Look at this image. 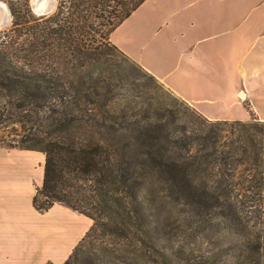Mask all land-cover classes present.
<instances>
[{
  "label": "trees",
  "instance_id": "16d2710c",
  "mask_svg": "<svg viewBox=\"0 0 264 264\" xmlns=\"http://www.w3.org/2000/svg\"><path fill=\"white\" fill-rule=\"evenodd\" d=\"M3 1L12 28L0 36V124L20 127L9 139L17 144L8 147L44 154L35 209L59 202L91 218L74 249L97 237L110 247L109 264H177L173 259L185 255L192 259L187 264L201 258L215 264L218 253L158 245L154 233L169 220L161 223V211L158 217L153 212L167 201L197 214L214 208L241 236L237 264H248L242 247L259 249L261 237L250 238L242 210L264 199V121L209 120L197 133L182 125L178 136L168 122L141 119L130 100L119 103L117 85L108 78L93 77L95 55L80 59L77 34L92 30L93 13L109 2L115 3L106 15L110 32L144 0H59L56 11L39 18H31L28 0ZM56 39L65 40L71 56L68 74L38 67L54 55ZM84 64L89 70L81 73ZM63 264H72L71 255Z\"/></svg>",
  "mask_w": 264,
  "mask_h": 264
},
{
  "label": "crops",
  "instance_id": "0c3cea01",
  "mask_svg": "<svg viewBox=\"0 0 264 264\" xmlns=\"http://www.w3.org/2000/svg\"><path fill=\"white\" fill-rule=\"evenodd\" d=\"M109 41L203 117L264 121V0H144ZM0 151V264H63L92 219L35 209L42 165L21 175V148Z\"/></svg>",
  "mask_w": 264,
  "mask_h": 264
},
{
  "label": "rangeland",
  "instance_id": "374dc122",
  "mask_svg": "<svg viewBox=\"0 0 264 264\" xmlns=\"http://www.w3.org/2000/svg\"><path fill=\"white\" fill-rule=\"evenodd\" d=\"M58 3L59 0H55L54 7L48 14L37 15L31 9L28 0L30 13L33 15L31 18L51 15L56 11ZM5 4L7 6V3ZM114 4L111 1L103 6L101 10H98L97 14L93 13L91 19L94 23L93 29L83 28L76 36L79 44V55L82 56L80 59L86 61L85 53L89 54L91 52L95 55V62L93 67H91L93 77L100 75L105 79L108 78L110 82L117 85L115 91L116 99L119 103L130 100L141 119L148 116L147 118L151 121L168 122L169 130L174 131L178 136L181 135L182 125L186 126L189 133H197L196 131L207 127L209 119L204 118L193 106L175 95L117 47H113L108 35L111 25L107 22L106 15H111ZM11 19L10 14L7 24L0 28V36L3 32H7L12 28ZM64 43V39L60 41L56 39L54 47L51 48L54 55L45 56L42 63L38 64V67L56 68L62 73L68 74L70 71L67 68L70 64H67V59H71V56ZM42 52L45 53L46 50ZM88 68V65L84 64L79 67V71L85 73L89 70ZM173 117H175L174 122L171 121ZM20 132V127L17 123H1L0 138H3L4 141L0 142V148L19 149L17 147H8L7 145H16L17 143L10 142L9 139L13 136L16 138V133ZM26 150L33 151L34 154H27L24 152ZM4 155L0 151V157L6 158V155ZM17 160L21 161V175L29 176L33 174L30 170V162H33L38 172V167L41 165L43 167L44 154L36 150L21 149V156L12 154L8 157V161H11L10 163H20ZM36 176H34L35 180ZM30 177L32 176L30 175ZM158 210L161 211L159 212L161 214H159L161 223L163 222V217L169 220V224L164 226L165 229L159 227V233H154V237H157L158 245L164 247L165 250L171 251L182 247L185 250L193 249L197 253L208 254L215 252L218 253L215 264H237V256L241 250V236L227 227L225 219L216 213V209L208 207L203 210L202 214H197L189 206L176 204L174 201H167L162 210H160L159 204L158 206H153L155 217L159 216L156 213ZM242 215L243 221L247 224L250 238L256 240V236L259 235L261 237V247L259 249L242 247L244 256L249 254L251 258L250 261L247 260V263L264 264V199L245 203ZM105 248L110 247L104 246L97 237H91L73 250L71 262L72 264H89V261H92L97 264H109L107 262L108 257H105L108 253ZM97 253L101 256V260H97L95 257ZM173 261L177 264H187V261L191 262L192 259L185 255L176 257ZM196 262L213 264L212 259L205 258L196 259Z\"/></svg>",
  "mask_w": 264,
  "mask_h": 264
},
{
  "label": "water",
  "instance_id": "95a60500",
  "mask_svg": "<svg viewBox=\"0 0 264 264\" xmlns=\"http://www.w3.org/2000/svg\"><path fill=\"white\" fill-rule=\"evenodd\" d=\"M37 1H39V0H37ZM54 3H55V0H47L46 5L43 8L35 9L34 8V4H33V0H29V4H30L31 9L37 15H45V14H48L49 12H51V10L54 7ZM0 6L3 9V13H2V15L0 17V28H2L9 21V19H10V13H9V10H8L6 4L3 1H1V0H0Z\"/></svg>",
  "mask_w": 264,
  "mask_h": 264
},
{
  "label": "bare ground",
  "instance_id": "6f19581e",
  "mask_svg": "<svg viewBox=\"0 0 264 264\" xmlns=\"http://www.w3.org/2000/svg\"><path fill=\"white\" fill-rule=\"evenodd\" d=\"M46 2H47V0H39V1L33 0L34 8L35 9L43 8L46 5ZM2 13H3V9L0 6V17L2 15Z\"/></svg>",
  "mask_w": 264,
  "mask_h": 264
}]
</instances>
